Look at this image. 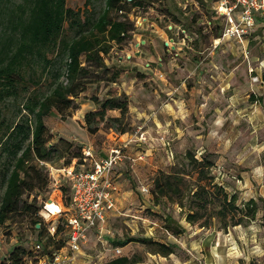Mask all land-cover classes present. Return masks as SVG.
<instances>
[{"label": "rangeland", "instance_id": "1", "mask_svg": "<svg viewBox=\"0 0 264 264\" xmlns=\"http://www.w3.org/2000/svg\"><path fill=\"white\" fill-rule=\"evenodd\" d=\"M139 2L129 12L135 26L132 37L122 45L114 44L105 56L110 69L85 62L91 71L76 107L63 117L55 109L45 117L51 142L64 155L58 159L56 152L47 164L38 162L46 184L40 181L39 188L27 190L21 202L35 206L21 207L0 225V264H10L16 248L26 250L21 264H39L43 256L52 260L61 249L59 264H103L133 254L141 259L135 264H264V24L241 42L222 35L216 26L219 22L222 26V21L210 1ZM66 4L100 11L105 0H66ZM115 71L120 75L115 82L102 80ZM34 74L40 76L41 71ZM28 94L21 86L16 97L1 102V119L7 124L20 120ZM108 94H125L128 110L123 117L120 110H109L98 130L90 133L84 117L96 108L91 97ZM119 116L121 121H115ZM113 145L123 146L125 154L118 168L120 207L89 232L80 250L70 252L62 232L54 238L46 230L40 233L34 220H60V214L46 215L43 207L49 202L53 210L62 208L60 197L64 204L61 184L66 179L60 169L66 160L81 154L83 147L103 154ZM188 152L212 162L210 178L202 183L217 184L229 196L235 194L237 210L230 208L224 217L214 215L219 208L215 200L199 211L195 222L186 219L201 202L190 194L197 172ZM8 164L0 149V202ZM177 170L184 172L181 192L156 194L155 178ZM251 198L257 202L254 217L245 207ZM178 225L183 230L174 232ZM125 238L133 240L116 245ZM143 238L173 244L174 253L154 254Z\"/></svg>", "mask_w": 264, "mask_h": 264}, {"label": "trees", "instance_id": "2", "mask_svg": "<svg viewBox=\"0 0 264 264\" xmlns=\"http://www.w3.org/2000/svg\"><path fill=\"white\" fill-rule=\"evenodd\" d=\"M203 1L212 3V0ZM140 3L139 0H105L104 7L96 11L95 8L88 7L74 9L67 6L66 0H0V104L8 98L16 97L21 86L29 90L24 104L26 112L20 120L7 124L0 116V149L9 160L2 175L5 190L0 202V225L21 207L26 205V209H31L35 206L33 202H21L27 190L39 188L40 181L46 184L38 162L47 164L56 152L58 159L63 158L62 148L51 142L45 117L54 109L63 117L67 110L71 111L76 107V98L85 90L88 84L86 77L91 71L85 62H91L106 71L110 69L105 56L111 53L114 44L122 45L132 37L135 26L129 18V12L132 6ZM216 26L222 30L223 21L222 26L220 22ZM37 70L41 71L40 76L34 74ZM44 74L47 75L46 78H43ZM119 76V72L115 71L112 76L102 80L115 82ZM45 79L47 81L43 82ZM28 80L34 83L28 85ZM93 81L95 80H89ZM31 86L35 87L30 90ZM91 99L96 108L88 111L84 117L90 133L98 130L99 123L105 120L109 110H120L122 117L128 110L129 102L125 94H108L104 98L94 95ZM114 120L121 121V117H115ZM121 131L124 132V128ZM84 148L73 160H66L62 168L73 167L76 171L88 168L90 161L85 160ZM187 155L197 172V184L190 194L192 200L201 202L197 203L196 210L190 209L186 219L195 222L200 216L199 211L206 210L215 200L219 202V208L214 215L224 217L230 208L237 210L235 194L229 196L222 186L202 183L203 179L210 178L212 162L207 159L198 160L190 152ZM183 173L180 170L174 173L161 172L154 180V192L170 196L174 190L181 192ZM61 190L65 205H69L71 187L67 179L61 184ZM245 207H248L251 217H254L256 200L251 198ZM59 219L55 223L53 235L41 218L34 220V226L40 233L46 230L52 238L62 232L66 245L70 230L64 219ZM168 220L173 219L170 217ZM182 230L179 225L173 228L174 232ZM132 240L133 238H125L116 242V245H125ZM141 241L151 245L153 248L150 252L154 254L167 256L174 253L173 244L152 238H143ZM25 252L24 248H16L11 253L10 264H21L20 256ZM140 261L133 254L117 256L103 264H135Z\"/></svg>", "mask_w": 264, "mask_h": 264}, {"label": "built area", "instance_id": "3", "mask_svg": "<svg viewBox=\"0 0 264 264\" xmlns=\"http://www.w3.org/2000/svg\"><path fill=\"white\" fill-rule=\"evenodd\" d=\"M211 8L222 18L224 37L243 42L260 23L264 24V0H212ZM84 154L85 160L90 161L88 168L79 171L73 167L62 168L71 187L69 205L64 203L65 208L58 205L59 208L53 210L46 202L43 207L46 215L60 214L64 219L70 230L65 245L70 252L80 250L89 232L100 227L106 221L107 213L115 208L114 194L118 185L114 171L125 156L124 147L120 145L111 146L108 154L102 157H96L91 147L84 148ZM46 222L49 233L53 235L55 222ZM41 245L38 242L36 247L40 249ZM62 252L61 249L55 253L52 260L43 256L39 264H59Z\"/></svg>", "mask_w": 264, "mask_h": 264}, {"label": "crops", "instance_id": "4", "mask_svg": "<svg viewBox=\"0 0 264 264\" xmlns=\"http://www.w3.org/2000/svg\"><path fill=\"white\" fill-rule=\"evenodd\" d=\"M110 148V147H109ZM109 148H107L106 149V151L103 153V154H99L98 152H96L95 150H94V148L93 147H91V149H92V151H93V153H94V155L96 156V157H102V156H105V155H107L108 154V152H109ZM121 164V163H120ZM119 164V165H120ZM119 165L116 167V169H115V171H114V176H115V180H116V183H117V185H118V190L115 192V208L114 209H112V210H110L108 213H107V218L109 217V216H111V215H113V214H115V211L117 210V209H119V207H120V201H121V186H120V183H119V180H118V177H119V174H118V168H119ZM60 170H62V169H60ZM67 177H66V175L64 174V178H62V179H66ZM61 180V179H60ZM58 204L59 205H61L62 207H64V204H63V201H62V199H61V197H60V201H58ZM65 208V207H64Z\"/></svg>", "mask_w": 264, "mask_h": 264}, {"label": "water", "instance_id": "5", "mask_svg": "<svg viewBox=\"0 0 264 264\" xmlns=\"http://www.w3.org/2000/svg\"><path fill=\"white\" fill-rule=\"evenodd\" d=\"M142 43H145V40H142ZM167 44V43H166ZM137 54H140V52H137ZM37 226L39 227L40 225L37 224Z\"/></svg>", "mask_w": 264, "mask_h": 264}, {"label": "bare ground", "instance_id": "6", "mask_svg": "<svg viewBox=\"0 0 264 264\" xmlns=\"http://www.w3.org/2000/svg\"><path fill=\"white\" fill-rule=\"evenodd\" d=\"M169 44V42H167V45Z\"/></svg>", "mask_w": 264, "mask_h": 264}]
</instances>
